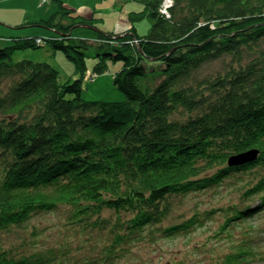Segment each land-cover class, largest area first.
<instances>
[{"label": "trees", "instance_id": "trees-1", "mask_svg": "<svg viewBox=\"0 0 264 264\" xmlns=\"http://www.w3.org/2000/svg\"><path fill=\"white\" fill-rule=\"evenodd\" d=\"M133 1L142 9L130 19L149 22L145 35L131 22L95 41L75 39L70 28L90 21L59 2L70 25L54 17L21 24L55 34L0 47V264H56L35 219L59 211L83 231L114 213L112 247L137 240L188 194L239 190L240 203L204 214L224 215L222 229L264 212V0H170L166 8L165 0ZM37 39L73 62L74 79L58 83L51 65L14 61L16 51L40 47ZM90 47L95 77L108 61L121 64L112 84L123 102L82 98ZM248 152L255 157L233 161ZM205 217L161 232L187 233ZM250 231L220 264L247 263Z\"/></svg>", "mask_w": 264, "mask_h": 264}, {"label": "rangeland", "instance_id": "rangeland-1", "mask_svg": "<svg viewBox=\"0 0 264 264\" xmlns=\"http://www.w3.org/2000/svg\"><path fill=\"white\" fill-rule=\"evenodd\" d=\"M59 2L90 21L89 27L75 24L70 28L69 33L75 39L95 41L99 32L120 33L130 28L131 22L139 35L147 34L150 28L146 19H130L133 12L142 9L141 3L133 0H0V47L8 45L12 37L37 36L46 39L55 34L47 26L18 28L23 23L48 21L54 17V23L70 25L72 19L57 14ZM86 54L90 70L82 82V98L85 101L123 102L125 95L112 84V76L121 64L108 61L107 72L93 77L91 69L96 62L94 47H90ZM13 59L51 65L58 71V83L75 78L73 62L62 51L53 50L48 45L16 51ZM218 68L217 64H213L204 71ZM240 196L239 190L227 187L225 190H209L178 198L171 203V210L158 224L155 222V225L147 226L137 240L122 241L116 247H112L113 234L110 231L116 223V215L108 211L102 213L106 224L99 229L83 231L70 228L60 211L35 219V227L42 230L43 248L56 253V264H220L237 251L239 240L249 229L250 238H254L251 241L254 253L247 256L246 264H264V212L240 226H226L224 229L221 226L225 216L218 211H213L208 219L204 216L211 209H226L231 204L240 203ZM195 214L205 219L195 222L187 233L168 237L161 232L164 227L181 224ZM126 218L123 215L121 221Z\"/></svg>", "mask_w": 264, "mask_h": 264}, {"label": "water", "instance_id": "water-1", "mask_svg": "<svg viewBox=\"0 0 264 264\" xmlns=\"http://www.w3.org/2000/svg\"><path fill=\"white\" fill-rule=\"evenodd\" d=\"M81 26H86V25H81ZM88 26V25H87ZM89 27V26H88ZM256 155V152H248V153H245L243 155H240L238 157H236L235 159H233V161L235 163H242V162H246V161H249L251 159H253Z\"/></svg>", "mask_w": 264, "mask_h": 264}, {"label": "built area", "instance_id": "built-area-1", "mask_svg": "<svg viewBox=\"0 0 264 264\" xmlns=\"http://www.w3.org/2000/svg\"><path fill=\"white\" fill-rule=\"evenodd\" d=\"M169 5H170L169 0H165L164 8L168 7ZM35 42H36V44H38V45L45 44V42L42 41L41 39H37ZM93 77H95V76H93Z\"/></svg>", "mask_w": 264, "mask_h": 264}, {"label": "crops", "instance_id": "crops-1", "mask_svg": "<svg viewBox=\"0 0 264 264\" xmlns=\"http://www.w3.org/2000/svg\"><path fill=\"white\" fill-rule=\"evenodd\" d=\"M32 22H37V21H32ZM30 23V22H29ZM23 24H25V23H23ZM122 32V31H121ZM23 37V36H22Z\"/></svg>", "mask_w": 264, "mask_h": 264}]
</instances>
